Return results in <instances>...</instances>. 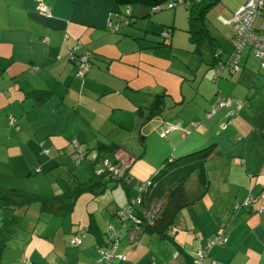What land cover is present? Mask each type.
Masks as SVG:
<instances>
[{
	"label": "crops",
	"instance_id": "obj_1",
	"mask_svg": "<svg viewBox=\"0 0 264 264\" xmlns=\"http://www.w3.org/2000/svg\"><path fill=\"white\" fill-rule=\"evenodd\" d=\"M125 10L113 0H0V190L35 195L10 208L0 201V228L11 224L0 264H93L111 231L113 254L124 257L108 264H193L198 250L205 252L201 264H264V69L258 57L246 47L237 59L241 69H225L213 80L207 62L194 66L175 50L172 32L171 45H155L162 36L149 26L143 6L130 8L131 24L109 30L107 20L120 22ZM143 17V26L134 24ZM70 46L90 54L84 76L68 58ZM158 48L169 50V67L180 58L192 74L185 69L181 79L161 80L155 68L168 56L159 58ZM157 93L164 94V106L146 117ZM216 95L244 104L229 119L224 107L206 117ZM210 142L207 189L178 211L165 237L143 232L129 238L115 211L125 205L131 183L113 190L117 183L99 175V161L141 157L139 178L146 180L167 155ZM78 147L85 154L76 162ZM189 191L199 192L194 177ZM42 198L60 207L43 206ZM72 235L81 243L70 244ZM219 235L224 239L209 245Z\"/></svg>",
	"mask_w": 264,
	"mask_h": 264
},
{
	"label": "trees",
	"instance_id": "obj_2",
	"mask_svg": "<svg viewBox=\"0 0 264 264\" xmlns=\"http://www.w3.org/2000/svg\"><path fill=\"white\" fill-rule=\"evenodd\" d=\"M113 1L117 5L126 8L125 10L126 12L124 13V15L127 17L125 19H121L120 22L118 23H112V25H114L115 28L112 29L109 27V30L111 31H118L120 30L121 27L131 24L132 18L130 17L129 13H130V8L134 5H140L148 8L149 11L147 12V15L166 7H175L177 4L183 3L189 5L188 8L189 27L187 29V32L189 33L190 41L193 43L194 46L193 50L200 52V48L202 46H205V40H204L205 36L208 37L209 40L208 43H206V46L210 50L209 51L210 58L207 61V63L212 67L214 71V68L216 67L215 66L216 61L220 59V57L215 58L213 55L215 51L219 50L220 55L222 57L223 49L219 46L218 40H215V38L211 36L209 37L208 34L209 31L204 24L203 18L205 17L207 10L212 5L216 4L219 0H113ZM161 26L162 27L160 33L162 39H160L159 41H155V45H171L169 39L172 32L171 30L174 27L173 24H171L170 27H167L166 25H161ZM164 31L166 32L165 35H163ZM225 57H223V59ZM88 58H89V67H90L89 53H88ZM259 65H260V61H259ZM259 67L264 69L263 67H261V65ZM225 69H228V71L230 72V66L226 63H224L223 70L219 74L218 78L222 76L223 71ZM163 95H164L163 93L154 94L153 100L147 107L146 117H151L153 115L160 113L161 109L164 106ZM241 100L243 101L244 104V100L243 99ZM226 118L229 119V116H226ZM104 147H106L107 150H111L113 152L115 150L116 151L118 150V147L115 144H113V146H110L109 144H105ZM214 149H215V142H210L202 146H199L193 150L182 152L181 154L178 155H176L177 153L172 155H167L160 161V163L150 174L148 179L136 183L138 193L137 195H135V197H138L139 201L134 202L133 201V199L135 198L134 197L132 200H128L127 204L124 205V207H121L120 209L115 211V215L117 219H119L122 226L126 228L129 238H135L138 234H141L143 232L155 234L160 238H163L167 235V231L171 229V227L173 226L178 211L188 202L200 196L207 189L209 185V178L207 176L206 161L209 158V156L213 154ZM104 159H106L109 162V159L106 156H104L99 162H102V160ZM110 164H112L117 170L114 173L112 171L108 173V171L105 170L103 172H98L99 175L104 173L109 178H113L115 183H118L122 178L125 177L130 178L128 174V170H129V165L131 164V159L130 160L128 159L127 161L123 160V162L115 161L114 164L113 163ZM99 167H100V163H99ZM193 177L195 178V181L199 186V192L197 193L196 196L195 195L192 196L189 194L190 193L189 184L191 178ZM140 186L141 189L139 190ZM34 196H35L34 194L21 192V191L0 190V201L2 206L5 208H10L18 204H28L34 199ZM40 202L42 203L43 206H50L53 209H55L56 206L60 207L59 202L54 199L50 200L47 198H42ZM10 231H11V224L9 222L3 224L2 227L0 228V249H2V247L4 246L5 237H7ZM113 239L117 240V237ZM113 258L114 257L107 259L105 261V264H108ZM96 260L94 261V263L96 262ZM192 262H193V258H192Z\"/></svg>",
	"mask_w": 264,
	"mask_h": 264
},
{
	"label": "built area",
	"instance_id": "obj_3",
	"mask_svg": "<svg viewBox=\"0 0 264 264\" xmlns=\"http://www.w3.org/2000/svg\"><path fill=\"white\" fill-rule=\"evenodd\" d=\"M37 9L46 12L47 8L43 4H38ZM261 17V21L258 27H255V20L257 17ZM220 20L223 23H230L231 25V41H232V51L226 55L223 59L220 55V51L217 50L214 53V57L218 59L216 61V67L214 68L212 79L215 80L218 78L219 74L223 70L224 63L230 66V72L235 73L240 69V64L237 59L239 53L245 47H251L256 55L259 58L261 67L264 68V0H245L243 4L237 8L229 19L224 18L219 15ZM107 25L110 28H115L114 25L107 20ZM166 32H163L165 35ZM77 46L69 47L68 58L71 59L75 65L77 66V74L79 76H83L87 70L89 69V58L88 52L77 54L75 52ZM243 105V101L241 99H233L231 97H224L220 95H216L215 99L209 105L205 116H212L216 110L220 107H224L226 109L225 115L231 116L236 115ZM15 118L9 117V124H13ZM196 122H192V126H195ZM164 131L161 132V135H164ZM72 144L76 147V141H72ZM47 152V150H44ZM85 152L81 148H77V156L76 162H79L83 159ZM112 171L113 173L117 170L112 164H110L106 159L102 160L100 163V167L98 168V172L103 171ZM141 186L139 187V190ZM134 202H138V197L133 199ZM248 200H245L243 203L236 204L235 207L239 208L242 205H246ZM116 237V232L111 231L108 233L105 239V245L99 248V258L96 260L94 264H105V261L111 257L123 258L124 256L121 254H113V249L117 246L116 240L113 238ZM224 239L223 235H219L216 238L212 239L209 243L212 244L215 241H220ZM70 243L73 245H78L81 241V238L78 235H72L69 239ZM205 255L204 250H198L193 255V264H201L202 259ZM24 264H34L30 262L28 259H24ZM213 264H215L213 262Z\"/></svg>",
	"mask_w": 264,
	"mask_h": 264
},
{
	"label": "rangeland",
	"instance_id": "obj_4",
	"mask_svg": "<svg viewBox=\"0 0 264 264\" xmlns=\"http://www.w3.org/2000/svg\"><path fill=\"white\" fill-rule=\"evenodd\" d=\"M244 1L245 0H219L217 4H220L223 7L220 8L219 10H216L215 5H212L207 10L205 17L203 18L204 24L209 31L208 33L209 37L211 36L215 38V40H218L219 46L223 49L222 57H225L227 53L232 51V41H231L232 33H231L230 23H223L219 18V14H221L224 18L229 19L232 13L237 8H239L243 4ZM188 8H189V5L182 3V4H177L175 7H166L161 10L150 13L148 17H152V18L157 17V19L156 21H153L154 19L150 18L149 26L152 25V27L156 28L155 31L159 33L160 27H162V26H159L160 24L166 25L167 27H170V25L173 24L174 27L172 28V37L174 40L173 45L175 46V50L178 51L179 54H181L185 58L186 62L194 64L195 66L196 61L198 62L199 60L201 61V65L204 66L206 65V62L210 58V52H209L210 50L206 46V43H208L209 38L205 36L204 38L205 46H202L200 48V52L193 50L194 46H193V43L190 41L189 33L187 32V29L189 27ZM145 9L148 10V8L146 7ZM145 19L146 18L143 17L140 19L141 21L139 20L134 24L143 26L142 24H145L146 22ZM261 19L262 18L259 16L256 18L255 27H258ZM156 51L161 52L162 56L161 57L159 56V58H164L168 56L166 57L167 58L166 60L162 61L161 63L162 66H159V68H155L158 73L162 74L160 77L161 80L166 81V75H168L169 79H181L183 76V71L185 69L188 70V74H192V71H190L189 66L186 63H184V61H182L180 58H178L175 61L173 60L171 67H169L172 62L171 60H169V56H170L169 50L165 48H158ZM251 51L252 53H254L252 49ZM136 144L139 145V147H136L137 150L143 148L140 143H136ZM138 152L139 151H136V154H138ZM181 153H177L176 155L181 154ZM147 155L148 154H146L145 156L143 155V158L146 157ZM143 161L144 159H142L141 157H137V159L131 163L130 169H132L134 173L133 171H130V174L132 175V177L129 178L130 180L129 182H128V178L125 177V178H122L115 186H113V190H117V189H121L123 181L128 184L131 183L130 184L131 186L130 185L128 186L131 187L132 190L129 191L130 192L129 197L127 199H124L125 201L127 200L125 205L127 204L128 200H132L135 197V195H137L138 193L136 186L134 187V184L144 181L143 179L139 178V174L142 171L141 165Z\"/></svg>",
	"mask_w": 264,
	"mask_h": 264
}]
</instances>
